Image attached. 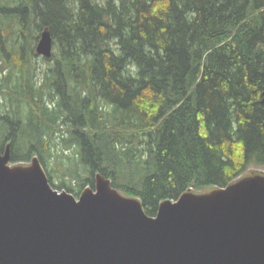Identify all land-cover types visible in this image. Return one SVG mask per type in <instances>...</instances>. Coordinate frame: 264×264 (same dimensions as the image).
<instances>
[{"label":"trees","instance_id":"obj_1","mask_svg":"<svg viewBox=\"0 0 264 264\" xmlns=\"http://www.w3.org/2000/svg\"><path fill=\"white\" fill-rule=\"evenodd\" d=\"M45 28L60 54L38 85ZM0 58L16 104L0 150L37 156L55 188L79 196L100 174L156 216L264 167V0H0Z\"/></svg>","mask_w":264,"mask_h":264},{"label":"water","instance_id":"obj_2","mask_svg":"<svg viewBox=\"0 0 264 264\" xmlns=\"http://www.w3.org/2000/svg\"><path fill=\"white\" fill-rule=\"evenodd\" d=\"M53 48L45 28L36 52L51 58ZM10 159L7 144L0 264H264V180L208 198L184 194L149 216L103 179L77 198L55 189L39 165L11 170Z\"/></svg>","mask_w":264,"mask_h":264},{"label":"rangeland","instance_id":"obj_3","mask_svg":"<svg viewBox=\"0 0 264 264\" xmlns=\"http://www.w3.org/2000/svg\"><path fill=\"white\" fill-rule=\"evenodd\" d=\"M98 1L104 2L105 0H98ZM59 54H60V49L58 47V44H54L53 56L51 58H44L43 56H41L39 54H37L33 57V61L36 64L34 72H35L36 82H38V85H40V83L43 81V76H44L45 72L48 70V68L56 62L57 58L59 57ZM3 66H4V68H1ZM9 73H10V68L8 67L7 62H5V60L0 58V75H6V74L8 75ZM15 74H17V72L16 73L14 72V76H15ZM9 85L10 84L4 85V91L2 89H0V113L6 111L8 109L11 111H14V109L16 108L15 103H12V104L10 103L11 99L9 98V95H10L9 92L5 91L9 87ZM57 98H58V96L55 95L54 100H57ZM50 101L52 102V100H50ZM59 152H60V149H59ZM56 159H57L56 157H51L49 162H47V163H48V166H50L53 169L54 168L56 169V170H54V176H53L52 180L55 183H57V185H59L64 181L63 180V173L65 170L66 164H65V162H60ZM36 165H39L45 171V173L49 179V174H48L46 166L40 161V159L37 156H34L30 161H17V162H10L9 161L7 163V166L11 170L31 169ZM96 178L102 179V175L98 174V175H96ZM67 179H69V178H66V180ZM103 179L107 182V184H109L111 186L112 189L116 190L117 195H119L123 198H126L128 200L139 201L138 198L127 197L121 191L112 187L110 179H106L105 177ZM256 179L264 180V167H261V166L250 167L247 171H245L241 176H238L233 182H231L225 188H222V189L217 188V187H207L204 189L191 188L190 192L186 193L185 195H188L189 197H191L193 199L205 198V197L208 198V197L215 196L216 194L220 193L221 191L235 190L238 187H240L241 185L245 184L246 182H249L251 180H256ZM71 185L74 186L75 189H78V187H79L77 185V182H75V181H72ZM55 189H57L59 191L68 192V187L66 185H62L60 188H55ZM90 191H96V184H95V187H92L90 185L84 186L83 189L81 190V194L79 196H75V194H73V193L72 194L75 197L79 198L83 193L90 192Z\"/></svg>","mask_w":264,"mask_h":264},{"label":"bare ground","instance_id":"obj_4","mask_svg":"<svg viewBox=\"0 0 264 264\" xmlns=\"http://www.w3.org/2000/svg\"><path fill=\"white\" fill-rule=\"evenodd\" d=\"M102 179H103V177H102ZM104 180V179H103ZM111 189V188H110Z\"/></svg>","mask_w":264,"mask_h":264}]
</instances>
